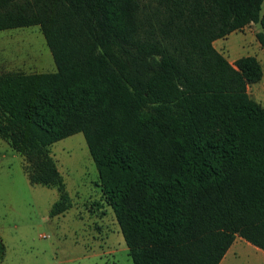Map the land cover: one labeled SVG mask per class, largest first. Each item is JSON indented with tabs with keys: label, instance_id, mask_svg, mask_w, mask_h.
Wrapping results in <instances>:
<instances>
[{
	"label": "trees",
	"instance_id": "obj_1",
	"mask_svg": "<svg viewBox=\"0 0 264 264\" xmlns=\"http://www.w3.org/2000/svg\"><path fill=\"white\" fill-rule=\"evenodd\" d=\"M264 0H0V31L38 26L56 71L0 72V138L33 185L68 195L50 147L82 133L133 264H219L264 251V107L253 55L217 39ZM6 251L0 237V264Z\"/></svg>",
	"mask_w": 264,
	"mask_h": 264
},
{
	"label": "rangeland",
	"instance_id": "obj_2",
	"mask_svg": "<svg viewBox=\"0 0 264 264\" xmlns=\"http://www.w3.org/2000/svg\"><path fill=\"white\" fill-rule=\"evenodd\" d=\"M264 16V3L262 6ZM259 23L213 42L228 60L253 55L262 79L248 87L264 107V50L256 39ZM225 38V37H224ZM233 62V61H232ZM54 72L56 66L38 26L0 31V72ZM68 195V207L50 214L59 200L55 187L33 185L23 169V156L0 138V237L6 251L1 264H133L115 219L104 202L98 170L82 133L50 147ZM236 253L222 264H264V257L237 242Z\"/></svg>",
	"mask_w": 264,
	"mask_h": 264
},
{
	"label": "crops",
	"instance_id": "obj_3",
	"mask_svg": "<svg viewBox=\"0 0 264 264\" xmlns=\"http://www.w3.org/2000/svg\"><path fill=\"white\" fill-rule=\"evenodd\" d=\"M232 34V33H230ZM229 34V35H230ZM227 35L225 38H221L220 40H225V41H222L223 43L220 44L221 45V48L224 50V51H227V53L229 52V46L228 44L226 43V40L228 39V36ZM219 40V39H218ZM218 40H216L215 42H217ZM215 47V46H214ZM229 59V58H228ZM236 58H232V60H229L231 63L232 61L236 60ZM240 241V242H246V247H248L249 249L253 250L254 252H256L257 254H260L262 257H264V251L256 246H254L253 244L247 242L246 240H244L243 238L237 236L235 238V240L233 241V243L231 244V246L229 247V249L227 250V252L225 253L224 257L222 258V260L220 261L219 264H222V262L226 261V259L228 260V258L232 255H234L236 253V251L238 250V247H237V242Z\"/></svg>",
	"mask_w": 264,
	"mask_h": 264
}]
</instances>
